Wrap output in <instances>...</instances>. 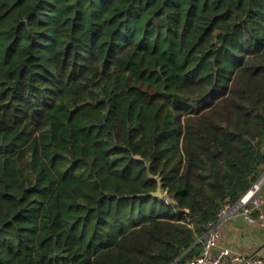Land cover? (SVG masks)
Wrapping results in <instances>:
<instances>
[{
    "label": "trees",
    "instance_id": "16d2710c",
    "mask_svg": "<svg viewBox=\"0 0 264 264\" xmlns=\"http://www.w3.org/2000/svg\"><path fill=\"white\" fill-rule=\"evenodd\" d=\"M263 173L264 0H0V264H177Z\"/></svg>",
    "mask_w": 264,
    "mask_h": 264
},
{
    "label": "built area",
    "instance_id": "2783aa9c",
    "mask_svg": "<svg viewBox=\"0 0 264 264\" xmlns=\"http://www.w3.org/2000/svg\"><path fill=\"white\" fill-rule=\"evenodd\" d=\"M264 173L256 182L239 198L236 203L225 201L218 212L216 221L210 222L201 238V250L192 258L180 261L177 264H264V259L259 256H246L235 253L230 248H222L215 252L220 234V223L223 218L231 213H241L249 222H259L264 225Z\"/></svg>",
    "mask_w": 264,
    "mask_h": 264
},
{
    "label": "crops",
    "instance_id": "0c3cea01",
    "mask_svg": "<svg viewBox=\"0 0 264 264\" xmlns=\"http://www.w3.org/2000/svg\"><path fill=\"white\" fill-rule=\"evenodd\" d=\"M261 209L264 211V205ZM201 238L202 236L198 240L200 247ZM222 248H230L235 253L259 256L264 259V225L259 222H249L241 213L227 215L220 223L215 252Z\"/></svg>",
    "mask_w": 264,
    "mask_h": 264
},
{
    "label": "water",
    "instance_id": "95a60500",
    "mask_svg": "<svg viewBox=\"0 0 264 264\" xmlns=\"http://www.w3.org/2000/svg\"><path fill=\"white\" fill-rule=\"evenodd\" d=\"M149 176H150L151 179H156L159 182V185H158L157 190L154 191V192H151L149 194H152L155 197H158V198H160L162 200H165L166 199V192L163 190L161 178L159 176L152 175L150 172H149ZM201 228H202L203 231H206L207 230V227L206 226H202ZM200 250H201V247L200 246H196V252L199 253ZM59 253H60V250L57 249V255Z\"/></svg>",
    "mask_w": 264,
    "mask_h": 264
}]
</instances>
